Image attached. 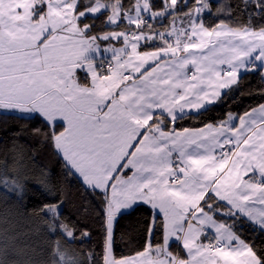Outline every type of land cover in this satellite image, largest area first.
Masks as SVG:
<instances>
[{"label": "crops", "instance_id": "obj_1", "mask_svg": "<svg viewBox=\"0 0 264 264\" xmlns=\"http://www.w3.org/2000/svg\"><path fill=\"white\" fill-rule=\"evenodd\" d=\"M78 1L35 3L25 16L23 0H0V114L64 126L55 151L85 188L107 197V225L138 206L161 219L160 246L149 242L106 264H260L229 220L264 230V174L237 158L226 120L183 131L166 129L164 120L172 125L215 105L245 73L221 44L242 52L243 40L262 33L148 50L131 29L88 34ZM211 46L217 60L201 57ZM118 58L123 67L103 71L104 61ZM206 67L216 69L208 81ZM244 115H235L238 126L248 125ZM262 124L264 116L250 131Z\"/></svg>", "mask_w": 264, "mask_h": 264}, {"label": "trees", "instance_id": "obj_2", "mask_svg": "<svg viewBox=\"0 0 264 264\" xmlns=\"http://www.w3.org/2000/svg\"><path fill=\"white\" fill-rule=\"evenodd\" d=\"M99 1L109 10L80 20L91 35L129 29L155 35L170 29L176 13H165L172 2L175 6L185 4L178 11L184 13L198 0H148L153 16L141 27L124 21L116 27L107 24L110 11L118 8L123 17L131 13L136 0H79L76 13L90 10ZM200 22L207 30L224 25L238 32L263 33L264 0H211ZM159 46L154 43L144 49ZM261 105L262 71H247L215 105L172 125L164 120V125L176 131L216 126L230 113L242 116ZM63 130V125L50 127L38 117L0 114V264H106L108 200L85 188L55 151L54 140ZM57 206L58 213L48 211ZM229 222L264 264V230L240 217ZM149 242L154 247L162 244L163 225L160 218L153 222L148 208L138 206L117 217L112 238L114 260L144 252Z\"/></svg>", "mask_w": 264, "mask_h": 264}, {"label": "rangeland", "instance_id": "obj_3", "mask_svg": "<svg viewBox=\"0 0 264 264\" xmlns=\"http://www.w3.org/2000/svg\"><path fill=\"white\" fill-rule=\"evenodd\" d=\"M211 0H198L195 6L189 9L187 12L178 13V11H182L185 7V4L175 6V2H172L171 8L168 11L172 10L173 13H176L172 16V24L169 30L164 32H157L155 35H148L142 33L140 31H132L129 30L130 33L134 34L136 37V42L139 43L142 39L145 45H150L154 43H176L178 40H186V41H202L207 40L209 38H213L216 36H221L224 32L227 35L232 32H237L227 26L220 25L216 29L207 30L205 29L201 22V16L206 13L209 9V2ZM24 2V11L23 15L27 16L29 14V10L36 6H41L44 3H47L48 0H23ZM179 9V10H177ZM109 10V6L103 4L102 2H97V4L89 11L79 14L80 17H84L86 15L89 16H97L100 13ZM121 13L118 8L110 11V17L108 19V23L112 26H116L122 21H124L128 25H133L135 27H141L142 24L140 22V18L147 17L150 18L153 15L149 12L148 0H136V3L130 14H127L123 17H120ZM160 17V15L156 16ZM155 18V17H154ZM246 33H250L249 31H243ZM146 38V40H144ZM260 42H263L261 45ZM235 46V45H233ZM217 47V46H216ZM221 47L225 50V56L232 60L236 65L235 67L245 68L243 69V73L247 71L256 72L258 70L262 71V75L264 77V32L258 35L256 38H250L243 40V51L231 53L228 50L232 48L231 43L221 44ZM242 47V46H241ZM213 52L210 54H202L201 57L204 59L208 58L209 60L219 57L218 52L215 50L214 46H211ZM233 63V64H234ZM207 69V67H206ZM216 76L215 71L210 68L205 71L204 80L211 79V77ZM264 116V105H261L252 110L251 114H246L243 117L245 121H247L248 125H237L239 120L235 114H228L226 117L227 126L231 132V140L235 143V145L239 144L238 147V159L241 162L246 163L247 165H252L255 170L261 174L259 169L264 174V124L254 127L251 131L254 122L258 118H262ZM249 121V122H248ZM252 122V123H251ZM224 125V124H223ZM250 131V132H249ZM249 132V133H248ZM49 210H53L55 213L60 211V207H55L53 209L49 208ZM203 210H201L202 213ZM113 221L110 219L107 225V244H106V260L116 261L112 258V238H113ZM115 223V222H114ZM108 263V262H107ZM121 263V262H120ZM172 264V263H170Z\"/></svg>", "mask_w": 264, "mask_h": 264}, {"label": "built area", "instance_id": "obj_4", "mask_svg": "<svg viewBox=\"0 0 264 264\" xmlns=\"http://www.w3.org/2000/svg\"><path fill=\"white\" fill-rule=\"evenodd\" d=\"M146 21H147V18H145V17H143V18L140 19V22L141 23H145ZM113 61H114V59H108V60L104 61L102 63V69H103V71H112L115 68V66H120V67H123L124 66V60H123V58H118V60H117L116 63H114ZM225 72L226 73H230L231 70L225 69ZM210 248H213V245H210Z\"/></svg>", "mask_w": 264, "mask_h": 264}]
</instances>
